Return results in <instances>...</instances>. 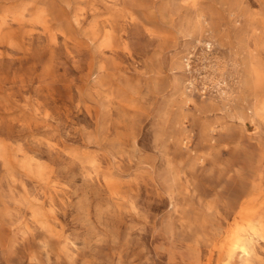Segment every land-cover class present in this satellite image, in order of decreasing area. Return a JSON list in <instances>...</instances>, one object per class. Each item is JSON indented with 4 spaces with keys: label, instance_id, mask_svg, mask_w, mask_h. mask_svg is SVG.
<instances>
[{
    "label": "rangeland",
    "instance_id": "374dc122",
    "mask_svg": "<svg viewBox=\"0 0 264 264\" xmlns=\"http://www.w3.org/2000/svg\"><path fill=\"white\" fill-rule=\"evenodd\" d=\"M257 213L264 0H0V264H264Z\"/></svg>",
    "mask_w": 264,
    "mask_h": 264
},
{
    "label": "bare ground",
    "instance_id": "6f19581e",
    "mask_svg": "<svg viewBox=\"0 0 264 264\" xmlns=\"http://www.w3.org/2000/svg\"><path fill=\"white\" fill-rule=\"evenodd\" d=\"M263 221H264V215L261 213L260 214L257 213V215L254 216V219L252 220L250 227L247 229V234L249 235H245L246 237H244L243 240L240 242H237L235 240L233 244L235 245L236 244L235 242H237L240 245V247H242L250 239V235L260 234V231H262L261 227L263 226ZM245 251L249 252V250L247 249ZM233 257H234V252L231 247H227L221 244H216L214 250H212L209 253L207 264H212L215 258H216V264H221L225 259H228L227 261L228 264H232ZM244 261L245 264H254L253 259L251 258H246Z\"/></svg>",
    "mask_w": 264,
    "mask_h": 264
}]
</instances>
